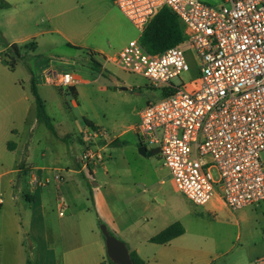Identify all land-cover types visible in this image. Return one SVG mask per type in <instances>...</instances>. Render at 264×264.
Returning a JSON list of instances; mask_svg holds the SVG:
<instances>
[{
  "label": "built area",
  "instance_id": "1",
  "mask_svg": "<svg viewBox=\"0 0 264 264\" xmlns=\"http://www.w3.org/2000/svg\"><path fill=\"white\" fill-rule=\"evenodd\" d=\"M118 6L142 34L163 8L185 27L177 46L154 54L140 37L109 60L169 93L140 112L141 141L157 146L177 189L196 206L215 195L233 211L264 202V0H119ZM185 47L201 64L194 93L171 83L190 70ZM50 81L66 90L80 82L70 73ZM81 139L84 168L103 164L115 140L94 124Z\"/></svg>",
  "mask_w": 264,
  "mask_h": 264
},
{
  "label": "crops",
  "instance_id": "2",
  "mask_svg": "<svg viewBox=\"0 0 264 264\" xmlns=\"http://www.w3.org/2000/svg\"><path fill=\"white\" fill-rule=\"evenodd\" d=\"M118 1L0 0V3L7 5L0 6V65L7 70L11 68L9 61L15 60L16 57L12 49L14 44L20 47L35 42L37 48L34 51H36L40 49L43 40L53 47L59 44L54 39L57 35L58 38L64 39L70 48L86 52L90 61L103 66L96 58L109 61L116 57L127 44V38L130 37L128 23L117 11ZM63 15H66L64 19H58ZM42 27L44 29H40ZM34 29H40V32L33 34ZM93 34L95 38L90 43L89 39ZM116 40H119L117 44ZM113 45L116 48L113 49L114 55L111 56L105 49H111ZM19 53L21 57L23 51ZM45 71V82L48 80V75L59 74L52 66ZM32 80L35 81L34 76ZM2 120L1 117L0 128L5 125ZM69 125L64 123L61 126L64 129L63 134H60L56 127V134L51 131L56 142L60 141L63 145L69 143L70 146H66L63 153H60L58 148L55 149L57 161L54 164H36L29 142L26 141L22 146L3 136L0 151L3 154L10 153L14 165L0 163V168H7L0 174V264H110L106 239L101 228L99 229L98 219H106L110 222L111 231L118 239L128 243L130 252H137L147 264H196L201 257H204L201 259L203 264H218L232 251L231 261L236 264H261L264 254L249 257V254L242 250L236 252L238 250L236 246L234 249L232 246L226 251H220L215 254V257L210 256L213 253L209 255L207 251L202 252L199 249L184 246L187 241L184 223L170 219V214L164 209L166 200L157 194L158 191L154 187L144 184L140 186L124 184L121 178L125 177V171H117L119 184L112 185L110 188L106 182H97L100 167L105 176H110L106 162L90 165L87 168L80 166L77 162L78 155L75 156L73 153H76L79 148L83 150V141L81 135H79V142L70 139L72 128ZM15 132L16 130H12L11 134ZM121 136L117 138L121 140ZM118 144L123 147L126 143L122 141ZM113 147L115 146L106 148L107 154ZM17 155H22L18 161ZM147 157H149L148 154ZM43 158H46V153L43 154ZM111 158V154L108 155V159ZM64 159L67 171L65 177L57 174V172H64V168L58 167ZM53 166L56 167L53 168ZM86 169L94 180L92 183L95 187L92 189H88L78 177H84ZM7 176L10 178L6 179ZM57 176L60 178L58 179ZM52 179L57 182L56 192L51 186ZM109 188L114 190L117 198H126L124 201L127 202V207L124 210V218L121 212L114 208L115 205L112 207L109 203L108 198L111 196ZM212 201H214L212 208L208 210L212 216L233 213L218 195H215L210 202ZM254 206L260 208L257 205ZM60 207L67 213L63 212L61 215ZM116 210L120 216L119 222L125 223L128 216L130 217V222L127 224L129 226L125 230L119 228L120 224L114 215L117 213ZM95 212L99 215L97 220L93 217ZM144 219L154 230L148 236H142V240L138 233L146 227V225H140ZM175 223H180L184 228L182 235L164 245L150 242L151 238ZM129 229L133 231V234L139 235V238L137 236L136 240L131 242L124 240L126 239L125 231ZM192 242L193 239H191ZM253 247L257 248L258 244L253 243Z\"/></svg>",
  "mask_w": 264,
  "mask_h": 264
},
{
  "label": "rangeland",
  "instance_id": "3",
  "mask_svg": "<svg viewBox=\"0 0 264 264\" xmlns=\"http://www.w3.org/2000/svg\"><path fill=\"white\" fill-rule=\"evenodd\" d=\"M117 11L123 15L129 26L130 37L127 38V44L132 40L140 39L142 29L137 28L129 21L120 8ZM65 17L66 15L59 16L58 19L62 20ZM68 17L70 18L71 14ZM40 29H44V27ZM40 29H34L32 33L40 32ZM93 38H95V34L89 39L90 43L94 40ZM54 39L59 42L54 47L44 40L41 41L40 49L36 51L26 48L27 44L18 47V51H23V54L20 58H14L18 62L15 68L7 70L0 65V118L2 117V121L5 123L4 127L0 128V145L4 135L22 146L27 141L31 145L30 151L36 164L44 165L56 163V148L61 151L60 153H63L66 146L70 147L69 143L63 145L60 141L56 142L51 130L46 127L44 121L38 118L36 101L31 91V80L34 76L38 92L46 102L47 114L53 119L52 122L60 134L64 132L61 126L64 123L70 124L71 126H69L72 128L70 139L79 142V135L89 121L105 129L112 138H116L115 141H119L118 143L122 141L126 143L123 147L118 146L119 144L115 141L110 145V147L115 146L111 152L108 154L106 152L105 162L106 167L110 170V176H105L103 169L98 168V183L106 182L109 187L117 185L119 184L116 176L117 171H125V177L121 178L124 184H138V186L144 184L154 187L158 191L157 194L165 198L164 209L170 214V219L172 221L180 220L184 223L187 230V241L184 246L187 248L207 251L209 255L213 253L210 255L213 257L232 246L233 249L238 248L236 252L242 250L249 254V257L264 254V202L257 205L260 208L252 206L237 211L232 210L233 213H220L218 216H212L208 210L212 208L214 201L206 206H196L189 201L177 189L169 169L164 166L160 154L156 150L157 146L141 141V134L136 130L140 122L139 114L148 104H157L163 101L167 97V89L155 87L143 76L126 71L110 61L103 60V58H96L103 66L95 64L90 61L86 52L70 48L67 42L58 38L57 35L54 36ZM118 42L119 40L115 41L116 44ZM114 48L116 47L113 45L111 49L105 50L113 56ZM184 52L190 70L173 78L171 83L175 87H184L188 92L194 93L201 83V64L197 54L189 48L185 47ZM50 66L54 67L59 74L76 75L80 82L68 90L58 88L49 81L53 79V74L48 75V80L45 82V69ZM12 130H16V132L11 134ZM118 136H121V140L117 138ZM140 146L147 149L150 153L149 157L140 158L138 156L141 155ZM45 153L46 158H43ZM82 153L81 148L73 153L75 156L78 155V161H76L79 164V157ZM110 154L112 158L108 159ZM16 157L18 161L22 155ZM261 159L264 162V152L261 153ZM65 162V159L62 160L58 166L64 168V172H57L64 177L67 176ZM0 163L14 165L11 154H3L0 151ZM5 169L7 168H0V174ZM139 169L147 172L139 173ZM211 172L214 178L218 179L217 169L212 168ZM84 175V177L78 176L82 183L88 189L95 187L88 169L84 170ZM9 178L10 176L6 177V179ZM55 185L57 182L52 179L51 186L56 192ZM110 188L111 196L108 201L112 207L115 205L114 208L121 212L120 214L124 218V210L127 207V202L124 201L126 198H117L114 190ZM109 190H107V194H109ZM62 212L67 213L65 209H62ZM114 215L119 222L118 212ZM97 216L99 215L95 212L93 217L96 220ZM97 222L99 229L105 225L110 233L118 238L111 231L110 222L106 219H98ZM129 222L130 217L128 216L125 223L119 222V228L125 230L129 226L127 225ZM140 225H146L138 233L140 238L148 236L154 230L147 224L146 219L142 220ZM132 232L130 229L126 230V239L124 240L131 242L136 240L137 236L139 238V235ZM191 239H193L192 243ZM123 242L129 246L128 243ZM253 243L258 244V247L254 248ZM232 254L233 251L230 255ZM230 255L227 256L229 258H223L224 260L219 261L218 264H236L231 261L233 256ZM203 258L201 257V259ZM201 259H198L196 264H199V261L200 264H203Z\"/></svg>",
  "mask_w": 264,
  "mask_h": 264
},
{
  "label": "trees",
  "instance_id": "4",
  "mask_svg": "<svg viewBox=\"0 0 264 264\" xmlns=\"http://www.w3.org/2000/svg\"><path fill=\"white\" fill-rule=\"evenodd\" d=\"M0 6H7L5 3H0ZM185 40V27L180 21L179 17L171 11L169 8H163L148 24V26L143 31L141 36V42L145 48L150 53H160L168 48L177 46L183 43ZM26 48L35 50L37 45L35 42H30L25 45ZM12 49L16 53V57L20 58V53L18 51V46L13 45ZM10 67L15 68L17 62L16 60L10 59ZM31 91L36 101L37 115L38 118L44 121L46 127L50 129L54 134H56L55 126L52 119L47 114L46 103L40 96L38 88L34 80H32ZM169 93L167 92V95ZM88 125H93L92 123H87ZM150 156V153L148 152ZM184 233V228L180 223H175L164 231L159 233L150 239L151 243H156L164 245L172 241L174 238L182 235ZM132 261L134 264H147L137 252H130ZM110 264H114L110 260Z\"/></svg>",
  "mask_w": 264,
  "mask_h": 264
},
{
  "label": "water",
  "instance_id": "5",
  "mask_svg": "<svg viewBox=\"0 0 264 264\" xmlns=\"http://www.w3.org/2000/svg\"><path fill=\"white\" fill-rule=\"evenodd\" d=\"M139 152L144 157L148 154L147 149L143 146H140ZM101 231L106 239L107 253L110 260L114 264H134L128 246L123 241L113 236L107 226L102 225Z\"/></svg>",
  "mask_w": 264,
  "mask_h": 264
}]
</instances>
